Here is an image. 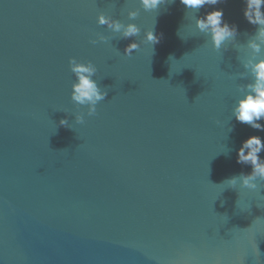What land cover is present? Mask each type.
Wrapping results in <instances>:
<instances>
[{"label": "water", "instance_id": "95a60500", "mask_svg": "<svg viewBox=\"0 0 264 264\" xmlns=\"http://www.w3.org/2000/svg\"><path fill=\"white\" fill-rule=\"evenodd\" d=\"M138 8L0 0V264H264V188L222 185L251 172L236 163L241 142L264 139L231 118L244 50L218 53L194 28L222 9L245 45L256 29L243 0L194 14L175 0L129 21ZM101 13L140 35L111 33ZM150 29L160 42L124 56ZM72 58L107 91L94 116L70 99Z\"/></svg>", "mask_w": 264, "mask_h": 264}, {"label": "clouds", "instance_id": "9594fccd", "mask_svg": "<svg viewBox=\"0 0 264 264\" xmlns=\"http://www.w3.org/2000/svg\"><path fill=\"white\" fill-rule=\"evenodd\" d=\"M186 9L195 13L205 6H216L227 3V0H179ZM138 9L129 10L127 18L135 21L140 10L146 13L153 12L165 3H175V0H137ZM243 17L249 25L255 27V34L252 35L245 45L235 44L238 28L224 21L222 9L213 10L206 13L203 17L196 18L194 15V28L196 32L203 33L209 37L212 49L221 53V49L227 44H233L238 51L243 48V57L238 59L243 68V72L238 74L239 79H244L247 83L238 85L237 93L231 112V118L239 124L247 125L252 129L264 132V0H243ZM97 24L106 27L113 34H119L122 39L137 37L141 33L140 27L135 23H122L119 19L105 16L103 13L98 15ZM109 38L103 35L98 40H91L90 43H108ZM160 42L152 29L144 32L143 40L128 44L124 49V56L130 57L133 52L140 48L141 43L154 46ZM171 60L172 57H169ZM69 70L74 76L71 85L70 99L73 104L86 107V115L91 117L96 114V106L105 100L107 91L102 90L94 79L97 74L96 66L91 62H79L75 58L69 60ZM75 124H83L85 113L75 114ZM219 123V122H218ZM59 125L72 127L67 119H61ZM234 126L228 131L232 132ZM264 139L258 135L249 136L243 140L240 147L236 150V163L251 167L248 174L241 173L223 182L222 185L237 189H247L250 191H260L264 188ZM238 203V202H237ZM239 206V205H238Z\"/></svg>", "mask_w": 264, "mask_h": 264}]
</instances>
